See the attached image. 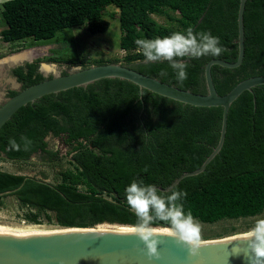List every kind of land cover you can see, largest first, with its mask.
<instances>
[{
    "label": "trees",
    "instance_id": "obj_1",
    "mask_svg": "<svg viewBox=\"0 0 264 264\" xmlns=\"http://www.w3.org/2000/svg\"><path fill=\"white\" fill-rule=\"evenodd\" d=\"M238 3L239 0H3L0 17L5 27L0 30V39L3 43L49 40L60 30L83 25L90 35L102 34L107 28L105 10L113 6L121 31L119 49L125 54L111 60L80 58L70 64L86 68L120 63L179 89L205 94V63L210 59L236 60ZM152 15L164 16L170 24H158ZM188 27L220 37L225 51L216 57L178 58L189 65L182 82L167 61L145 62L137 51L136 39L163 37ZM243 29L240 66L211 67L218 95H225L244 79L264 76V0H246ZM28 67V75L16 70L24 87L42 81L40 75L34 77V65ZM162 71L167 75L161 76ZM221 114L220 107L183 105L119 79H101L85 87L45 95L19 108L1 127L0 157L27 162L39 155L50 164L64 157L67 168L58 171L55 184L0 171V192L20 186L14 193L0 197V205L6 196H12L23 209L20 217L30 225L134 226L136 219L124 200L125 186L134 178H143L145 183L164 189L182 173L198 169L217 143ZM22 135L31 139L30 148L11 149L9 139L19 142ZM48 136L68 148L65 156L48 148ZM173 188L187 193L181 201L185 211H191L203 224L264 213V85L244 91L230 105L219 153L202 173L183 178ZM155 227L167 228L164 222Z\"/></svg>",
    "mask_w": 264,
    "mask_h": 264
},
{
    "label": "water",
    "instance_id": "obj_2",
    "mask_svg": "<svg viewBox=\"0 0 264 264\" xmlns=\"http://www.w3.org/2000/svg\"><path fill=\"white\" fill-rule=\"evenodd\" d=\"M246 0H239L237 10V57L234 62L210 59L203 67L205 94H195L156 78L143 75L120 63L74 67L61 75L56 71L52 77L24 88L0 106V129L21 107L49 94H57L71 88L85 87L101 79H119L136 85L161 97L192 107L222 108L219 136L216 145L200 167L184 172L168 187V191L183 178L202 173L208 163L219 153L224 143L227 112L230 105L244 92L264 85V76H254L237 83L225 95H218L211 77V67L226 69L240 66L244 55L243 13ZM2 61V60H0ZM0 192V197L18 190ZM99 225L107 227L100 228ZM127 227L128 229H124ZM161 243L157 253L149 258L147 249L136 237L134 226L101 223L93 227H58L46 233H20L0 231V264H250L245 235H233L218 239L201 240L196 256H191L182 243H178L167 228L155 227ZM238 249V251H234Z\"/></svg>",
    "mask_w": 264,
    "mask_h": 264
},
{
    "label": "clouds",
    "instance_id": "obj_3",
    "mask_svg": "<svg viewBox=\"0 0 264 264\" xmlns=\"http://www.w3.org/2000/svg\"><path fill=\"white\" fill-rule=\"evenodd\" d=\"M134 43L145 62L167 61L176 79L181 82L187 78L189 65L178 58L216 57L225 51L220 37L212 35L210 31H194L192 27L163 37L136 39ZM160 75L166 76L167 73L162 71ZM31 144V139L23 135L19 142L15 138L8 141L9 147L16 150L23 148L27 151ZM123 195L136 219V237L147 249L149 258L157 253V246L161 243L154 230L158 222H164L171 237L185 245L191 256L198 254L201 245V224L191 211L184 209L181 201L187 195L186 192L176 188L162 191L155 184L145 183L143 178H134L125 186ZM244 241L247 242V250L251 253L250 264H264V214L254 220L246 232Z\"/></svg>",
    "mask_w": 264,
    "mask_h": 264
},
{
    "label": "rangeland",
    "instance_id": "obj_4",
    "mask_svg": "<svg viewBox=\"0 0 264 264\" xmlns=\"http://www.w3.org/2000/svg\"><path fill=\"white\" fill-rule=\"evenodd\" d=\"M2 6L0 4V12ZM113 6H109L105 10L104 19L107 22L106 31L102 34L90 35L86 27L83 25L78 29H63L56 32L55 36L49 40L33 41L31 39H24L19 41L16 45H1L0 55L4 60L12 58L21 54H29L38 52V56L43 58V63L50 61L49 64H54L58 71L74 67L70 64L76 59L88 58L90 60L96 59H120L119 39L121 31L119 28L118 19L114 18L116 10ZM175 17V14H172ZM158 24L167 26L170 24L164 16H151ZM5 27L0 17V30ZM56 62H55V61ZM54 69V68H53ZM56 71V69H54ZM48 148H53L59 152L60 156H65L68 148L63 146L59 139L48 136L46 138ZM67 168L66 158L59 163H47L39 155H33L27 162H13L0 157V171L24 175L28 177H35L40 180L55 184L58 182L56 175L58 171ZM23 209H20L18 203L12 196H6L0 205V225L10 228H35L42 230H56V226L30 225L26 224L20 215ZM264 214V213H263ZM261 216V215H260ZM254 218L238 219V220H224L214 224H201V238L218 239L233 235L244 234L252 226ZM43 223L44 220H43ZM220 236V237H219ZM213 237V238H211ZM216 237V238H214ZM207 239V240H209Z\"/></svg>",
    "mask_w": 264,
    "mask_h": 264
},
{
    "label": "flooded vegetation",
    "instance_id": "obj_5",
    "mask_svg": "<svg viewBox=\"0 0 264 264\" xmlns=\"http://www.w3.org/2000/svg\"><path fill=\"white\" fill-rule=\"evenodd\" d=\"M0 44L3 45H16L18 42L15 43H3L0 39ZM25 54V53H24ZM22 55V54H21ZM2 56L0 55V59ZM8 59V58H7ZM6 59V60H7ZM43 58L38 56V52L34 54L27 53L26 58L21 59L18 63H14L12 65H8L5 63L2 68H0V106L9 98L13 97L15 94L23 90L24 88V81L19 78L16 74V70L21 69L24 75H28L30 68L29 65H34V77L36 75H40L42 77V81L52 77L53 71H48L44 73V67H52L55 66L54 64H49L50 61H46L45 65L42 60ZM2 61H5L2 60ZM0 61V62H2ZM55 61V60H54ZM56 62V61H55ZM44 66V67H43ZM57 69V68H56ZM58 70V69H57ZM69 72V69H64L60 71L61 75H64ZM29 87V86H27Z\"/></svg>",
    "mask_w": 264,
    "mask_h": 264
},
{
    "label": "bare ground",
    "instance_id": "obj_6",
    "mask_svg": "<svg viewBox=\"0 0 264 264\" xmlns=\"http://www.w3.org/2000/svg\"><path fill=\"white\" fill-rule=\"evenodd\" d=\"M23 58H26V54H22V55H18V56L12 57V58H8L7 60L5 59V61L0 62V68H2V66L5 63L7 64V66L12 65L16 62L18 63V61H20ZM43 70H44V73L45 72L47 73L48 71H54L55 72V70L52 67H44ZM124 229H128V228H124ZM0 231L1 232H20V233L35 234V233H46V232H49L52 230H42V229H35V228H29V227L25 228V229H18V228H10V227L4 226V225H0ZM239 235H241V234H239ZM242 235H245V233Z\"/></svg>",
    "mask_w": 264,
    "mask_h": 264
},
{
    "label": "built area",
    "instance_id": "obj_7",
    "mask_svg": "<svg viewBox=\"0 0 264 264\" xmlns=\"http://www.w3.org/2000/svg\"><path fill=\"white\" fill-rule=\"evenodd\" d=\"M2 2H3V0H0V4H2ZM120 54H121V56H120V57H122V56L125 54V51H123V50H120Z\"/></svg>",
    "mask_w": 264,
    "mask_h": 264
}]
</instances>
